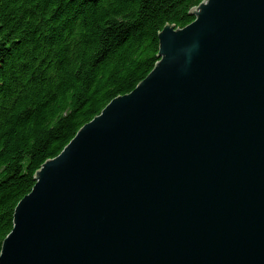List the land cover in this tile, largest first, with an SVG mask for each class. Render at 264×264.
<instances>
[{"label":"water","instance_id":"water-1","mask_svg":"<svg viewBox=\"0 0 264 264\" xmlns=\"http://www.w3.org/2000/svg\"><path fill=\"white\" fill-rule=\"evenodd\" d=\"M35 176L0 264H264V0H204Z\"/></svg>","mask_w":264,"mask_h":264},{"label":"trees","instance_id":"trees-1","mask_svg":"<svg viewBox=\"0 0 264 264\" xmlns=\"http://www.w3.org/2000/svg\"><path fill=\"white\" fill-rule=\"evenodd\" d=\"M204 0H0V254L35 176L159 62Z\"/></svg>","mask_w":264,"mask_h":264}]
</instances>
